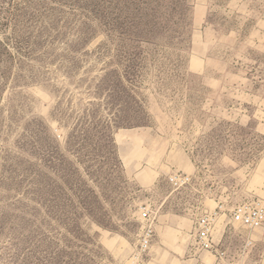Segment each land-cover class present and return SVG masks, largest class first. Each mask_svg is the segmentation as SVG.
Returning <instances> with one entry per match:
<instances>
[{
	"label": "rangeland",
	"instance_id": "1",
	"mask_svg": "<svg viewBox=\"0 0 264 264\" xmlns=\"http://www.w3.org/2000/svg\"><path fill=\"white\" fill-rule=\"evenodd\" d=\"M248 202L264 0H0V264H216L191 244L213 212L264 264V226L232 219Z\"/></svg>",
	"mask_w": 264,
	"mask_h": 264
},
{
	"label": "built area",
	"instance_id": "2",
	"mask_svg": "<svg viewBox=\"0 0 264 264\" xmlns=\"http://www.w3.org/2000/svg\"><path fill=\"white\" fill-rule=\"evenodd\" d=\"M173 179L176 181V184L180 185L185 184L188 181L187 178H182L180 181L176 178ZM143 217L145 228L142 233V243L140 244L136 259L141 258L145 254L148 248V243L153 236L152 225L154 217L148 210H145ZM232 219L240 227L250 231L262 228L264 226V202H248L240 205L234 210ZM218 224V212L202 216L195 221L193 234L191 236L192 249L195 253L211 254L216 259V264H252L251 262H243L238 258L231 256L230 252L223 244V238H218Z\"/></svg>",
	"mask_w": 264,
	"mask_h": 264
},
{
	"label": "bare ground",
	"instance_id": "3",
	"mask_svg": "<svg viewBox=\"0 0 264 264\" xmlns=\"http://www.w3.org/2000/svg\"><path fill=\"white\" fill-rule=\"evenodd\" d=\"M217 234H218V237H219V239L222 237L221 235L223 234L222 233V229L219 227L218 228V231H217ZM221 236V237H220Z\"/></svg>",
	"mask_w": 264,
	"mask_h": 264
}]
</instances>
